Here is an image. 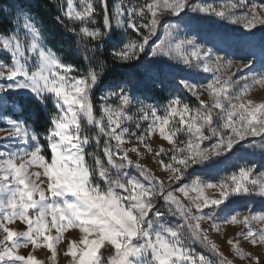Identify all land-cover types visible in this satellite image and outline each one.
<instances>
[{"label":"snow or ice","instance_id":"1","mask_svg":"<svg viewBox=\"0 0 264 264\" xmlns=\"http://www.w3.org/2000/svg\"><path fill=\"white\" fill-rule=\"evenodd\" d=\"M31 9L22 0L0 8L11 25L0 29V111L13 114L0 117V264H42L35 255L42 248L50 261L62 254L70 264H217V257L218 264H264V207L238 204L264 202V99L250 98L253 88L264 89V39L238 61L197 39L211 17L254 35L264 27V3L145 0L110 10L108 0H62L57 23L78 41L110 48L111 65L85 56L83 72L47 46ZM109 67L127 71L112 79ZM204 73L213 79L198 82ZM177 76L198 108L170 94L161 115L145 102L150 97L141 99L142 88ZM153 138L168 147H153ZM145 154L166 179L140 163ZM233 156L243 163L230 165V174L207 175ZM221 225L238 229L226 240L233 260L210 237Z\"/></svg>","mask_w":264,"mask_h":264},{"label":"rangeland","instance_id":"2","mask_svg":"<svg viewBox=\"0 0 264 264\" xmlns=\"http://www.w3.org/2000/svg\"><path fill=\"white\" fill-rule=\"evenodd\" d=\"M56 5L58 7V12L60 5L62 3V0H55ZM123 2L125 6H131L132 4H143L145 0H108V6L111 10L115 4ZM193 2H196V0H193ZM208 2H213V0H208ZM214 2L217 5L224 4L227 2H231V0H214ZM247 4L252 3H264V0H246ZM244 11H247L248 9H243ZM60 13V12H59ZM239 14V13H238ZM32 15L35 18V21L37 23V26L41 27L40 21L38 18L35 17V15L32 13ZM175 22V21H173ZM22 23V22H21ZM114 23V22H113ZM102 24V16L97 17V26ZM72 26V25H71ZM182 27V26H181ZM131 32V30H129ZM248 30L244 29L240 25H233L228 23L227 21H221L216 17H211V19L208 22H205L199 26V32H198V42L204 44L206 47H219L223 48L229 52L236 53L235 56H232L234 61H238L241 58V55L244 54L250 45H259V42L264 39V27L257 26L256 29L253 30L254 35L249 36L247 35ZM123 35L124 33L121 32ZM189 35H194V33H189ZM45 38V37H44ZM126 39H135V34H131L129 36H126ZM83 41H80L82 43ZM46 43V41H45ZM87 43V42H83ZM89 43V42H88ZM47 44V43H46ZM90 44V43H89ZM48 47L52 48L50 45L47 44ZM53 49V48H52ZM53 51H55L53 49ZM56 52V51H55ZM57 53V52H56ZM59 56L60 54L57 53ZM223 54V52L221 53ZM67 63V62H66ZM76 67V66H75ZM80 72H83L84 70L76 67ZM235 71V66L225 72V75H230L231 72ZM126 74V71H122L119 75V78H123V76ZM203 76L207 77V80H198L200 83H206L207 81H210L213 79L212 73H204ZM112 79H116L115 77L110 76ZM180 79L179 76L175 77V79L169 78L163 87H152L149 85L146 88H142V95L141 99L144 98V96L150 97V99L146 100V103H152L155 104L159 109H161V115H163V105L167 102V99L169 98L170 94H178L181 96L182 99L186 103H188L192 109L198 108L199 101L192 96L191 94L181 90L178 88V85L176 81ZM239 79V77H237ZM100 94L99 90L96 91L94 94V103L96 102V97H98ZM202 99L207 100V96L204 95L201 97ZM250 98L253 99L256 102H259L261 99H264V89H261L259 87L253 88L250 93ZM12 101H9V105H11ZM135 108L131 109L132 113H135ZM4 115H13L11 112H2L0 111V117ZM13 118H20V115L15 114ZM128 127L131 130H135L136 123L135 121L127 122ZM146 124H142V127H146ZM158 136V134H157ZM41 140H43V132H41ZM150 143L153 147H158L160 144H164V147L167 148L168 144L165 141H162L158 138H153L151 140L147 141ZM132 143H135V140L133 139ZM126 147H131L130 144H126ZM91 151H93V148H90ZM131 158L135 161L136 156L134 154H130ZM165 160H167V157H164ZM140 163L143 165H146L149 169H151L153 172H155L157 175L161 177H165V174L158 168L157 161L153 159L152 154H145L142 156ZM243 160L239 159L238 156H233L227 161H222L217 165H214L212 169L207 170V175L210 178H214L216 180H219L226 175L230 174L234 169L230 166L233 164H242ZM33 171H39L42 173V169L34 168ZM200 175H205V173H199ZM46 179V178H45ZM167 182V181H166ZM209 197H215L218 195L214 190H209L207 193ZM239 207L242 210H246L248 205H252L254 207L255 211L261 210L262 207H264V202H262L259 198L251 199V200H241L238 202ZM173 222H178L174 220ZM254 227H260L259 224H254ZM202 227L208 228L209 223L207 221L202 222ZM238 231L237 228L231 227V226H220V234H217L215 232H210L211 239L215 240V242L218 244L220 251L223 253V256L227 258L228 260H233V254L231 252V249L229 245L226 243V240L229 238H233L235 235V232ZM71 235L75 237L78 233L77 231H71ZM246 250H252V251H261L260 249H249L248 245L244 244L242 245ZM61 248V252H63L64 245L63 242L61 245H59ZM198 251H206V249H203L202 246L199 243H196L193 245ZM22 254H26L29 251H32V249H21L20 250ZM35 255L38 259L42 261V264H70V260L66 259L64 255H59L57 257L56 261H50L48 259V256L50 255L49 252H47L46 249H39L35 250ZM217 259V264L219 261V257ZM233 264H241V262L237 259L233 261Z\"/></svg>","mask_w":264,"mask_h":264},{"label":"trees","instance_id":"3","mask_svg":"<svg viewBox=\"0 0 264 264\" xmlns=\"http://www.w3.org/2000/svg\"><path fill=\"white\" fill-rule=\"evenodd\" d=\"M22 2L32 5L31 12L40 21L46 43L59 53L65 62L86 70L88 62H85L84 57L87 56L93 63H98L99 59L103 58L108 65H111L110 48L108 46L95 48L92 43H83L84 41L80 43L63 25L57 23L55 18L60 13L55 0H22ZM6 3L7 0H0V8H3ZM3 27H11V25L0 17V29ZM68 27H71V25ZM122 71L127 70L109 67L108 76L119 78ZM16 114L20 115V113ZM36 130L40 133L43 132L42 127H37ZM89 151L91 150L89 149ZM89 163L91 164L92 161L89 160Z\"/></svg>","mask_w":264,"mask_h":264}]
</instances>
